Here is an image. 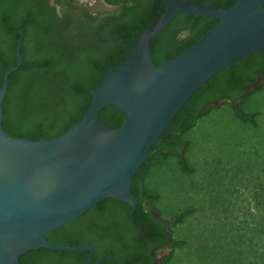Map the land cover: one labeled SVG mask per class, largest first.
I'll return each instance as SVG.
<instances>
[{
  "label": "water",
  "instance_id": "1",
  "mask_svg": "<svg viewBox=\"0 0 264 264\" xmlns=\"http://www.w3.org/2000/svg\"><path fill=\"white\" fill-rule=\"evenodd\" d=\"M160 16L133 35L127 57L102 74L88 92L86 111L59 136L49 140L11 138L0 127V264L38 249L79 253L91 246L52 244L46 235L97 203L115 199L132 209L130 185L147 152L187 100L213 76L264 51V0H233L222 9L163 0ZM176 14L216 19V24L176 56L156 66L150 40ZM2 75L1 103L6 79ZM110 105L124 116L106 128L98 113ZM113 260L109 257L102 260ZM96 263V264H97Z\"/></svg>",
  "mask_w": 264,
  "mask_h": 264
},
{
  "label": "flooded vegetation",
  "instance_id": "2",
  "mask_svg": "<svg viewBox=\"0 0 264 264\" xmlns=\"http://www.w3.org/2000/svg\"><path fill=\"white\" fill-rule=\"evenodd\" d=\"M14 1L21 7L18 18L21 21L28 20L26 33H22L24 28H21L23 31H17L21 38L19 46L22 44V38L25 39V45L22 47L29 54L39 55L40 57L36 58L38 62L48 60L49 47H40L42 45L37 41L44 39L42 43H50L51 38L59 39L63 35L67 36L66 34L73 37L77 31L71 29L75 28L81 30L79 33L82 36L105 39L101 47L98 42L94 49L98 54L107 53L112 47L107 41L111 33L117 31L116 35L119 37L131 36L133 29L123 25L153 21L164 9L163 0H101L105 8L103 14L99 13L98 0ZM181 1L190 5L222 8L230 5L233 0ZM213 21V18L176 14L169 26L153 37L156 61L162 62L171 57V53H166L171 42L181 45L208 29ZM82 51L87 53L94 50L86 48ZM258 54L259 60L244 64L242 68L232 71L233 74L227 75L223 81L211 87L205 106L224 102L237 107L244 94L264 84V51ZM20 63L22 65V58ZM34 75L35 72L29 71L25 78L16 79L12 95L16 96L17 90L26 86L28 79ZM140 187V183L135 181L131 193L135 200L132 209L123 201L103 200L68 224L49 232L46 240L52 244L91 246L89 264H96L104 257L111 258L113 262L104 259L97 264H161L172 251L175 241L172 235V229L177 225L173 221L175 215L163 217L153 202L140 196ZM72 254L53 256L44 253L36 259V264H88L90 251Z\"/></svg>",
  "mask_w": 264,
  "mask_h": 264
},
{
  "label": "rangeland",
  "instance_id": "3",
  "mask_svg": "<svg viewBox=\"0 0 264 264\" xmlns=\"http://www.w3.org/2000/svg\"><path fill=\"white\" fill-rule=\"evenodd\" d=\"M221 103L179 138L190 143L184 152L190 175L175 157L156 156L144 177V191L156 195L163 217L191 210L172 229L181 245L167 264H264V88L240 105L256 114L254 126Z\"/></svg>",
  "mask_w": 264,
  "mask_h": 264
},
{
  "label": "trees",
  "instance_id": "4",
  "mask_svg": "<svg viewBox=\"0 0 264 264\" xmlns=\"http://www.w3.org/2000/svg\"><path fill=\"white\" fill-rule=\"evenodd\" d=\"M224 8L226 7H222V9ZM20 12L21 7L17 6L14 0H0V86L2 75L15 65L14 47L17 41L21 39L17 35V31H23L21 28H24L22 33L25 34L28 28V20L24 19L21 21L18 18ZM153 21L125 24L123 26L133 29L132 34L134 35ZM216 22L217 20L214 19L208 29L197 37L181 43V45L171 42L166 53H171L170 58L176 56L196 42ZM134 26L136 27L133 28ZM125 30L128 31L129 29ZM71 31H77V34L73 37L66 34L67 36L63 35L59 39L51 38L50 43H42L44 39L37 41V43H41L39 44L42 45L40 47H49L48 60L46 62H38L36 58L40 56L36 55V53L29 54L22 47L26 41L22 38V44L19 46L18 51L23 63L22 65L20 63V66L8 75L6 79V92L1 103L0 127L7 136L11 138H27L35 141L39 138L49 140L63 133L86 111L90 101L88 92L98 85L104 71L117 65L127 57L133 41V35L119 37L116 35V31L115 33H111L107 38V41L112 45L111 49L107 53L98 54L95 52L97 50L94 47L98 42L101 47L105 39L82 36L79 33L80 29L76 30L72 28ZM150 46L153 63L156 66L161 65L164 61L158 62L155 58L154 38L150 40ZM86 48L94 51L83 52L82 50ZM258 55L255 54L245 58L219 72L187 100L166 127L162 136L148 150V160L138 167L132 179L130 185L131 193L134 190V182L138 181L141 185L140 196L150 202L156 199V195L146 194L143 187L144 177L150 168L152 160L156 156L164 159L173 156L182 174L190 175L193 172V169L187 165L184 159V152L189 142L186 140L180 141V136L192 129L199 118L207 114L211 109L217 108V105L205 106L210 97L209 89L223 81V78H226L227 75L233 74L232 71L242 68L244 64L256 59L259 60L260 56ZM29 71L35 72V75L28 79L29 81L26 86L18 89L20 92L17 90L16 96L15 94L12 95V91L15 88V80L25 78V75ZM262 88H264V84L244 94L240 99L238 108L231 106L229 103L222 102L221 104L229 105L234 116L241 123H249L254 126L256 114H244L240 105L248 96ZM98 118L104 123L106 128H116L122 123L124 116L121 113L114 112V108L107 105L100 110ZM168 135L169 137H167ZM190 213L191 210L189 209L178 213L173 217L174 223H180ZM180 245V242L174 241L172 250ZM44 253H49L53 256L59 254L73 255L64 251L54 252L39 249L26 252L19 257L18 264H36V259ZM171 254L172 251L164 258L161 264H166Z\"/></svg>",
  "mask_w": 264,
  "mask_h": 264
},
{
  "label": "crops",
  "instance_id": "5",
  "mask_svg": "<svg viewBox=\"0 0 264 264\" xmlns=\"http://www.w3.org/2000/svg\"><path fill=\"white\" fill-rule=\"evenodd\" d=\"M191 130V129H190ZM186 141H188L189 142V140L187 139ZM190 144V143H189ZM188 148V147H187ZM186 153V152H185ZM185 153H184V156H185ZM188 163V162H187ZM188 165V164H187ZM189 167H191V166H189ZM192 168V167H191Z\"/></svg>",
  "mask_w": 264,
  "mask_h": 264
}]
</instances>
